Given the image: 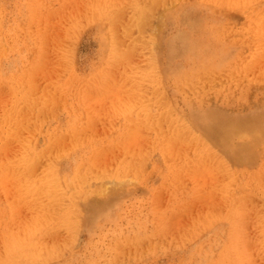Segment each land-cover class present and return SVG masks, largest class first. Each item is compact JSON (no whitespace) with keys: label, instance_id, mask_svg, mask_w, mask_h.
<instances>
[{"label":"rangeland","instance_id":"rangeland-1","mask_svg":"<svg viewBox=\"0 0 264 264\" xmlns=\"http://www.w3.org/2000/svg\"><path fill=\"white\" fill-rule=\"evenodd\" d=\"M0 264H264V1L0 0Z\"/></svg>","mask_w":264,"mask_h":264},{"label":"bare ground","instance_id":"bare-ground-1","mask_svg":"<svg viewBox=\"0 0 264 264\" xmlns=\"http://www.w3.org/2000/svg\"><path fill=\"white\" fill-rule=\"evenodd\" d=\"M195 36H197V35H195ZM216 114H218V113H216ZM260 116H262V115H260ZM208 118L210 119V121H212L214 119V116H209ZM215 118H217V116H215ZM216 122H217V125H214V126L212 125V130L214 131V133L216 135L215 137H217V136L219 137L221 135L220 139L225 140L226 142H228V139L231 136H233V137L238 136V134H240V129L245 126V125H242L239 123H235L234 121L221 122V123L219 121H216ZM255 122L256 123L253 122L252 126L260 128V125L257 124V121H255ZM255 124H257L258 126H256ZM221 143L224 144L222 141H221ZM221 143L219 142V144H221Z\"/></svg>","mask_w":264,"mask_h":264}]
</instances>
